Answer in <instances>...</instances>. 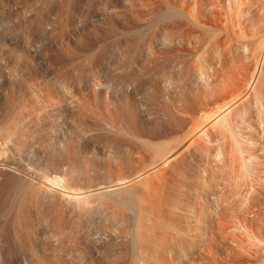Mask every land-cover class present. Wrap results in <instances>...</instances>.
Masks as SVG:
<instances>
[{
    "label": "rangeland",
    "instance_id": "1",
    "mask_svg": "<svg viewBox=\"0 0 264 264\" xmlns=\"http://www.w3.org/2000/svg\"><path fill=\"white\" fill-rule=\"evenodd\" d=\"M174 1L0 0V264H154L155 262H157L155 264H169V259L172 264H191V262L192 264L264 263V253L262 254L264 252V135L261 133L264 132V117H262L264 114V103L262 102L263 105L260 103L262 108L260 106L259 110V107L256 108L255 106L258 102H254L255 104L252 102L255 100V93L254 95L251 93V96H254H252V99L250 94L246 96V92L243 90L249 78V76L247 78V75H245L247 74L246 69H248L246 68V63H249L254 58L252 56L249 59L248 52L250 51H244L240 47L241 43L244 42L241 31L244 34H251L255 40H257L255 37L258 36L263 40L264 32L260 33L259 29L264 31V26H260L261 24L264 25V21L261 23V20L264 18V0H235V2L234 0H230L229 7L231 9L226 8L229 0H223L224 2L222 0ZM221 3L224 4V8H222ZM232 44L233 46H231ZM203 45L206 47H203ZM210 46L213 47L211 48ZM163 47L164 49H162ZM236 49L237 52L235 51ZM261 50L257 55L259 68L260 66L264 67V43ZM216 51L219 52L217 53ZM225 54L228 56V58L226 56L228 60H226ZM243 55L248 56V58L243 57ZM240 56H242V61L239 60ZM244 58L245 61L246 59L249 60L245 63ZM235 60L243 62L241 64H246V69L240 63L241 66L237 62L235 63ZM252 62L249 63L250 67L253 65ZM233 66L236 67L234 68ZM263 67L258 70V73L260 75L259 82L264 86ZM234 70L237 75L232 74ZM249 71L248 74L250 75L251 70ZM228 73L236 76L234 79L237 81L242 77L239 80L240 88L237 86L238 82H235L239 88L237 91L239 96L222 89L223 86L221 84L223 82L221 81H223ZM245 76L246 82H243L245 83L243 85L240 81H243ZM82 82L87 85H83ZM66 84L68 85L66 86ZM56 85L58 86L56 87ZM240 91L242 93L244 91L243 94L248 98L244 100L246 103H240L237 97V100H235V96L240 98L242 94ZM249 98H251V101ZM227 102L230 103L228 104ZM231 102L233 103L231 104ZM236 104L239 105L237 106ZM233 105H236L237 108ZM241 106H243L242 109L240 108ZM251 106H255L254 109ZM50 108L53 109L51 110ZM218 108L223 109L224 112H219ZM15 115L17 116L15 117ZM59 115L61 116L59 117ZM206 115L208 116L206 117ZM80 116L82 117L80 118ZM218 117L219 119L223 117V119H220L222 121L218 119L219 122L217 120ZM209 119H212V123ZM235 123H237V126ZM223 124L225 125L223 126ZM217 125H219L218 128L216 127ZM220 126H223L222 130ZM201 127L205 129L204 132H202L203 129ZM226 128L229 130H225ZM196 129L203 134L205 133V136L201 134H199L201 135L200 137L197 136ZM228 131L230 136L228 135ZM233 132L234 134H232ZM235 136L237 139H235ZM186 137L192 139L190 141L194 146L191 145V147L189 146L190 148L188 147L190 150L184 149L183 151L188 140ZM221 137L222 140L220 139ZM234 141L235 143H233ZM165 143L169 144V146ZM213 144H216V146ZM177 145L178 148L176 149ZM206 145L209 150L206 148ZM235 145L238 147H235ZM149 149H152L153 152ZM180 151H183V153ZM185 151L188 152L185 154ZM206 151L207 154H205ZM158 152L160 154L156 155ZM178 153L181 156H178ZM155 155L167 157L165 159L162 157L163 160H161V157L156 159ZM171 155L177 156L171 159ZM155 159L156 161L154 162ZM174 159L181 161V164L179 163L180 166L177 167V169L181 167L180 171L176 169L178 175H181H179L180 179H177V172L176 175L174 174L176 179L175 177L169 178L170 175L173 176L169 171L171 170L170 167L177 165V160ZM254 159H258V161ZM259 160L261 161L259 162ZM184 161L187 163L185 164ZM254 161L256 163H253ZM244 162L246 165H242L245 164ZM151 164H154L158 168L154 171L155 168ZM182 164H185L186 169L182 168ZM147 165H151L152 167H147ZM186 165H188V168ZM241 167H245L243 169L247 170V172ZM229 168H232V170L230 171ZM239 168H241L240 174ZM141 170L145 174L143 175L142 172V174H138L136 177L134 174L138 171L141 172ZM181 170H186L183 173L184 176H182ZM152 172L156 175V178L155 176L153 177L155 180L159 178H157L158 172L162 180L165 175L167 176L164 179L166 182L174 178V183H167L174 185L172 187L173 189L175 188V194L179 199L177 213H179L180 219H183V223H186L185 227H188L186 231L184 227V232L181 234H168L172 236L171 239L167 237V234L162 238V234L164 235L165 233L153 231L156 233L154 234L151 231L150 234L155 235L156 242L150 239L154 235L151 236L147 232L144 236L143 233H139L138 226L136 225L138 224L136 222L137 213L139 211L141 213L144 212V207L139 202V197L142 198L145 194L144 190V192H141L142 186L144 185L146 188L150 182L153 184L156 182L150 175ZM244 172L246 175H244ZM167 173L170 175L168 176ZM229 173H232V175ZM114 175L117 176L114 177ZM124 176L126 177L122 178ZM100 177L104 178V180ZM118 177L121 178L118 179ZM106 179L107 182H119L122 179L119 183L117 182L118 185L123 180L127 179V182H122L120 185L125 186H122L123 188L118 192H112V195L111 193L98 195V197L95 195L94 197H89L87 202L85 199L73 202V205L75 204L76 207L72 206L71 202L68 205L67 202L64 203L65 200L60 201V197H57V195H50L45 191L43 192V190H40V192L38 189V186L45 184L44 186L48 188L54 187L52 189L57 188L59 191L68 192L69 190L71 192L69 194L73 195L81 190H90V186L92 185L93 189L97 186L96 183L98 184L100 181L105 182ZM109 179L111 180L108 181ZM146 179L149 182L147 185L142 182L147 183ZM236 180L239 181L237 182ZM236 182L239 184L238 186L235 184ZM252 183L253 185H251ZM49 185L51 186L49 187ZM214 187L217 188L215 189ZM214 191L216 193L220 192L218 193L219 198L223 194L226 196L230 194L228 195L229 198L228 196L227 198L224 196V198L222 197V201L219 202L221 205L219 203L216 204L213 199L214 197L211 196L215 193ZM204 192H207L206 195L203 194ZM227 192L228 194H226ZM127 193L129 196H127ZM208 193L211 194L212 198L208 196ZM202 194L203 196H201ZM107 196L108 198H106ZM206 196L211 199H208L209 205L211 203L214 208H217L219 205V208H213L214 210L204 208L203 205H208L207 199L204 200ZM114 198L116 199L113 202L112 199ZM235 198L236 200H234ZM33 199L36 200V202L34 200V205H22V203L32 202ZM243 199L245 202H243ZM128 200L131 202H128ZM200 201H202V204ZM213 203H215V206ZM20 206L24 207L20 208ZM236 206L241 208L238 207V209ZM228 207L232 208L228 209ZM22 208L26 210H24V213H21L23 211ZM222 208L228 209L227 211L234 210L230 212L232 215L229 219H232V217L233 219L229 220L230 222L228 221V224L225 226L228 227L226 229H223L225 227L220 226V224V227L217 225L219 223L217 221L219 216L223 215L222 212H226ZM253 209L255 210L253 211ZM27 211L28 217H25ZM213 212L216 215H212ZM181 213L187 219H184L185 217ZM229 223L233 225L230 224L232 225L230 226ZM234 225H240V228ZM254 225L255 227L256 225L261 227L260 229L263 234L260 239L253 229L255 228ZM250 229H253L255 236L252 234L254 232H251ZM237 231H239V235ZM139 234L142 237V241ZM251 236L254 238H251ZM148 237L154 242L153 244H151L152 241L150 242L151 246L153 245L151 248L155 246L154 248L156 249L150 250L155 252L153 253L155 257L152 252H148L149 254L145 252L144 243L141 244L144 240H149ZM165 237L168 239L167 241ZM246 242L248 245H246ZM257 243H259V246L256 245ZM254 247L257 248L254 249Z\"/></svg>",
    "mask_w": 264,
    "mask_h": 264
},
{
    "label": "bare ground",
    "instance_id": "2",
    "mask_svg": "<svg viewBox=\"0 0 264 264\" xmlns=\"http://www.w3.org/2000/svg\"><path fill=\"white\" fill-rule=\"evenodd\" d=\"M178 1V0H177ZM180 1V0H179ZM178 1V2H179ZM225 1V0H224ZM223 0H222V2H224ZM227 1V0H226ZM232 1V0H231ZM138 2V1H137ZM174 2H176V0L174 1ZM230 2V0L228 1V3H227V7L226 8H230L229 7V3ZM234 2H235V0H234ZM233 2V3H234ZM158 3V2H157ZM162 3V2H161ZM191 3V2H190ZM209 3V2H208ZM218 3V2H217ZM150 4V3H149ZM173 4V3H172ZM180 4V3H179ZM193 4V3H192ZM201 4V3H200ZM212 4V3H211ZM222 4V8H224V4L223 3H221ZM238 4V3H237ZM216 5V4H215ZM219 5V4H218ZM234 5V4H233ZM165 6V5H164ZM178 6V5H177ZM243 6V5H242ZM247 6V5H246ZM166 7V6H165ZM243 7H245V6H243ZM255 7V6H254ZM208 8V7H207ZM225 8V9H226ZM237 8V7H236ZM147 9V8H146ZM231 9V8H230ZM250 9V8H249ZM263 9V8H262ZM191 10V9H190ZM198 10V9H197ZM224 10V9H223ZM251 10V9H250ZM260 10H261V8H260ZM200 11V10H199ZM226 11V10H225ZM264 11V10H263ZM263 11H262V13H263ZM170 12V11H169ZM189 12V11H188ZM205 12H206V10H205ZM222 12V11H221ZM247 12V11H246ZM172 13V12H171ZM185 13V12H184ZM192 13V12H191ZM225 13V12H224ZM248 13V12H247ZM100 14V13H99ZM102 14V13H101ZM146 14V13H145ZM169 14V13H168ZM228 14V13H227ZM187 15V14H186ZM229 15V14H228ZM240 15V14H239ZM243 15H245V14H243ZM262 15V14H261ZM264 15V14H263ZM59 16V15H58ZM83 16V15H82ZM188 16H190V14H188ZM235 16H236V13H235ZM247 16V15H246ZM84 17H85V15H84ZM100 17V16H99ZM150 17V16H149ZM166 17V16H165ZM178 17V16H177ZM237 17V16H236ZM236 17H233V18H236ZM64 18V17H63ZM65 18H67V17H65ZM167 18V17H166ZM179 18V17H178ZM228 18V17H227ZM255 18V17H254ZM256 18H258V17H256ZM34 19V18H33ZM80 19V18H79ZM106 19V18H105ZM161 19V18H160ZM176 19V18H175ZM187 19H190V18H187ZM193 19V18H192ZM199 19H201V18H199ZM238 19H240V18H238ZM54 20V19H53ZM59 20V19H58ZM92 20V19H91ZM159 20V19H158ZM165 20V19H164ZM174 20V19H173ZM252 20V19H251ZM52 21V20H51ZM60 21V20H59ZM58 21V22H59ZM66 21V20H65ZM71 21V20H70ZM80 21V20H79ZM191 21V20H190ZM195 21H197V19H195ZM234 21H236V20H234ZM260 21V20H259ZM264 21V18H263V20H261V23ZM55 22V21H54ZM61 22V21H60ZM153 22V21H152ZM151 22V23H152ZM166 22V21H165ZM226 22V21H225ZM188 23V22H187ZM194 23V22H193ZM212 23V22H211ZM144 24V23H143ZM236 24H237V22H236ZM149 25V24H148ZM224 25V24H223ZM226 25V24H225ZM145 26V25H144ZM164 26V25H163ZM260 26H264L263 24H261ZM146 27V26H145ZM153 27V26H152ZM178 27V26H177ZM201 27V26H200ZM206 27V26H205ZM245 27V26H244ZM253 27V26H252ZM161 28V27H160ZM164 28V27H163ZM202 28H204V27H202ZM235 28V27H234ZM240 28V27H239ZM73 29V28H72ZM140 29H141V27H140ZM139 29V30H140ZM200 29V28H199ZM205 29V28H204ZM230 29H231V27H230ZM236 29V28H235ZM241 29V28H240ZM264 29V28H263ZM48 30V29H47ZM164 30V29H163ZM174 30V29H173ZM226 30V29H225ZM250 30V29H249ZM260 31V33H263L264 31L262 30V29H259ZM262 30V31H261ZM72 31V30H71ZM165 31V30H164ZM198 31V30H197ZM203 31V30H202ZM253 31V30H252ZM140 32V31H139ZM158 32V31H157ZM179 32V31H178ZM214 32H216V31H214ZM233 32V31H232ZM239 32V31H238ZM159 33V32H158ZM176 33V32H175ZM229 33H230V31H229ZM161 34V33H160ZM171 34V33H170ZM216 34V33H215ZM228 34V33H227ZM241 34H242V39H244L243 41H241V42H243V43H241V42H239V43H241V48H243V50L244 51H247V50H249L250 52H251V56H250V52H248V56H249V59H251V57L253 56V60H251L250 62H252L253 63V65H252V63H251V65H252V67H250V65H249V63H246L249 59H246V61H245V58L247 57L248 58V56H244L243 55V57H245L243 60H244V62L247 64H241V63H243V62H241L242 60V56H240V59L239 60H241L240 62H237V61H239V60H237V58H235L236 60H235V63L237 62L238 64L240 63L241 65H243V68H245V65L247 66L246 68H248V69H246L247 70V74H245V75H247V78H248V76H249V78L247 79L248 81H247V83L245 84V83H243V82H246L245 80H246V76H245V79L243 80V81H240V82H242L243 83V85H244V87H241V88H244L243 90H245V92H246V96L248 95V94H250V96H251V93L254 95V93H255V97H254V101H252L253 103L254 102H258V104L256 103H254L255 104V106H256V108L257 107H259V110H260V106H261V108H262V102L264 103V100L263 101H261L262 99H264V86L262 85V84H260V82H259V80H260V75H259V69L260 68H262L263 66H260V68H259V62H258V59H257V55L260 53V51H262L261 49L263 48V41H264V37H263V40H262V38L260 37V36H258V37H260L261 38V40H260V38L258 39V37H255L257 40H255L254 39V37H252L251 36V34H247V33H243L242 31H241ZM196 35V34H195ZM221 35V34H220ZM219 35V36H220ZM250 35V36H249ZM257 35H261V34H257ZM264 35V34H263ZM263 35H261V36H263ZM154 36V35H153ZM177 36H179V35H177ZM212 36H213V34H212ZM215 36V35H214ZM231 36V35H230ZM232 36H233V34H232ZM67 37H68V35H67ZM225 37H227V36H225ZM237 37V36H236ZM78 38V37H77ZM164 38V37H163ZM193 38V37H192ZM195 38H197V37H195ZM204 38V37H203ZM9 39V38H8ZM177 39V38H176ZM191 39V38H190ZM216 39V38H215ZM225 39V38H224ZM228 39V38H227ZM66 40V39H65ZM68 40V39H67ZM72 40V39H71ZM149 40V39H148ZM161 40V39H160ZM195 40V39H194ZM236 40H239V39H236ZM16 41V40H15ZM177 41V40H176ZM180 41V40H179ZM189 41V40H188ZM204 41V40H203ZM148 42V41H147ZM151 42V41H150ZM153 42H155V41H153ZM157 42V41H156ZM155 42V43H156ZM165 42H167V41H165ZM197 42V41H196ZM233 42V41H232ZM234 42H235V39H234ZM27 43V42H26ZM69 43V42H68ZM163 43V42H162ZM189 43V42H188ZM223 43V42H222ZM221 43V44H222ZM24 44V43H23ZM67 44V43H66ZM161 44V43H160ZM164 44V43H163ZM190 44V43H189ZM195 44V43H194ZM229 44V43H228ZM227 44V45H228ZM234 44V43H233ZM233 44L231 45V46H233ZM166 45V44H165ZM169 45V44H168ZM178 45V44H177ZM202 45V44H201ZM211 45V44H210ZM223 45V44H222ZM221 45V46H222ZM155 46V45H154ZM180 46V45H179ZM215 46V45H214ZM229 46V45H228ZM196 47V46H195ZM203 47H206L205 45H203ZM211 47V46H210ZM213 47V46H212ZM211 47V48H212ZM64 48V47H63ZM190 48V47H189ZM218 48V47H217ZM228 49H229V47H227ZM226 48V49H227ZM232 48V47H231ZM145 49V48H144ZM162 49H164V47L162 48ZM214 49H215V47H214ZM222 49H223V47H222ZM228 49H227V52H228ZM32 50V49H31ZM202 50V49H201ZM216 50V49H215ZM240 50V49H239ZM20 51H21V49H20ZM152 51V50H151ZM225 51V50H224ZM230 51V50H229ZM236 52H237V49L235 50ZM139 52V51H138ZM163 52V51H162ZM200 52V51H199ZM214 52V51H213ZM217 52V51H216ZM215 52V53H216ZM219 52V51H218ZM217 52V53H218ZM236 52H235V54H236ZM243 52V51H242ZM40 53V52H39ZM146 53V52H145ZM177 53V52H176ZM179 53V52H178ZM183 53V52H182ZM209 53V52H208ZM239 53H241V52H239ZM245 53V52H244ZM144 54V53H143ZM186 54V53H185ZM201 54V53H200ZM214 54V53H213ZM221 54H223V53H221ZM234 54V53H233ZM245 54H247V53H245ZM38 55V54H37ZM145 55V54H144ZM176 55V54H175ZM219 55V54H218ZM230 55H231V53H230ZM241 55V54H240ZM25 56V55H24ZM205 56V55H204ZM208 56V55H207ZM225 56V58H226V54L224 55ZM237 56V55H236ZM21 57H23V56H21ZM146 57V56H145ZM214 57H216V55H214ZM213 57V58H214ZM231 57V56H230ZM234 57V56H233ZM239 57V56H238ZM157 58V57H156ZM155 58V59H156ZM201 58V57H200ZM212 58V59H213ZM227 58H228V56H227ZM226 58V60H228ZM139 59V58H138ZM206 59V58H205ZM204 59V60H205ZM208 59H210V58H208ZM219 59V58H218ZM232 59V58H231ZM157 60V59H156ZM203 60V59H202ZM217 60V59H216ZM230 61H232V60H230ZM159 62V61H158ZM213 62V61H212ZM262 62H263V60H262ZM171 63V62H170ZM229 63H231V62H229ZM31 64V63H30ZM54 64H56V63H54ZM190 64H192V63H190ZM211 64V63H210ZM226 64V63H225ZM239 64V65H240ZM24 65V64H23ZM48 65V64H47ZM237 65V64H236ZM240 65V66H241ZM248 65H249V67H250V69H249V67H248ZM183 66V65H182ZM231 66V65H230ZM229 66V67H230ZM25 67V66H24ZM51 67V66H50ZM181 67V66H180ZM212 67V66H211ZM234 67V66H233ZM236 67V66H235ZM234 67V68H235ZM36 68V67H35ZM56 68V67H55ZM215 68V67H214ZM221 68H222V66H221ZM237 68H239V67H237ZM18 69V68H17ZM25 69V68H24ZM50 69V68H49ZM51 69H53V68H51ZM219 69V68H218ZM218 69H216L217 71H218ZM244 69V70H245ZM26 70V69H25ZM47 70V69H46ZM60 70V69H59ZM223 70V69H222ZM227 70V69H226ZM231 70V69H230ZM243 70V69H242ZM245 70V71H246ZM249 70H251V74L249 75L248 74V71ZM262 70V69H261ZM263 70H264V67H263ZM51 71V70H50ZM62 71V70H61ZM67 71V70H66ZM175 71V70H174ZM180 71V70H179ZM211 71H213V70H211ZM229 71V70H228ZM197 72V71H196ZM199 72V71H198ZM219 72V71H218ZM250 72V71H249ZM49 73V72H48ZM54 73V72H53ZM66 73V72H65ZM64 73V74H65ZM225 73V72H224ZM227 73V72H226ZM231 73V72H230ZM230 73H228V75L226 76V77H224V79H223V81H221V82H223L222 84H221V86H223L222 87V89H223V91H227V92H229V93H233L234 95H236L237 94V91H238V89L240 88L239 87V80H241V78H239V80L237 81L236 79H234V77L236 78V76H234V75H237V74H235V70H234V73H232V74H234V75H231ZM237 73H239L238 71H237ZM246 73V72H245ZM67 74H68V72H67ZM196 74V73H195ZM216 74V73H215ZM50 75V74H49ZM173 75V74H172ZM214 75V74H213ZM242 75V74H241ZM60 76V75H59ZM65 76V75H64ZM187 76V75H186ZM243 76H244V73H243ZM29 77V76H28ZM53 77V76H52ZM216 77V76H215ZM214 77V78H215ZM238 77H239V74H238ZM238 77H237V79H238ZM262 77H263V75H262ZM68 78V77H67ZM66 78V79H67ZM181 78V77H180ZM226 78V79H225ZM264 78V77H263ZM54 79V78H53ZM60 79H62V78H60ZM72 79V78H71ZM174 79V78H173ZM198 79V78H197ZM217 79V78H216ZM58 80H59V77H58ZM64 80V79H63ZM62 80V81H63ZM196 80V79H195ZM80 81V80H79ZM24 82V81H23ZM48 82V81H47ZM61 82V81H60ZM67 83H68V81H66ZM237 83V86L239 87H237L236 86V83ZM25 83V82H24ZM71 83V82H70ZM85 83V82H84ZM89 83V82H88ZM130 83V82H129ZM200 83V82H199ZM213 83H214V80H213ZM262 83V82H261ZM44 84V83H43ZM62 84H64V83H62ZM82 84H83V82H82ZM86 84V83H85ZM85 84H83V85H85ZM60 85V84H59ZM68 84H66V86H67ZM80 85H81V83H80ZM87 85V84H86ZM100 85V84H99ZM58 85H56V87H57ZM61 86V85H60ZM98 86V85H97ZM189 86V85H188ZM221 86H220V89H221ZM241 86V85H240ZM84 87V86H83ZM91 87V86H90ZM98 87H100V86H98ZM123 87V86H122ZM139 87V86H138ZM206 87V86H205ZM79 88V87H78ZM93 88V87H92ZM101 88V87H100ZM126 88V87H125ZM140 88V87H139ZM33 89V88H32ZM83 89V88H82ZM85 89V88H84ZM97 89H99V88H97ZM41 90V89H40ZM93 90V89H92ZM96 90V89H95ZM103 90V89H102ZM127 90H128V88H127ZM20 91V90H19ZM82 91V90H81ZM89 91V90H88ZM98 91V90H97ZM129 91V90H128ZM177 91V90H176ZM31 92V91H30ZM104 92V91H103ZM241 92V91H240ZM239 92V93H240ZM219 93H220V91H219ZM242 93V92H241ZM243 93H244V91H243ZM242 93V94H243ZM78 94H79V92H78ZM97 94V93H96ZM100 94V93H99ZM98 94V95H99ZM221 94V93H220ZM240 95V98L238 97V96H235L234 98H235V100H237V98H238V101L240 102V103H242L243 104V102H244V100L247 98V97H245V95L243 94V95ZM67 95H69V94H67ZM193 95V94H192ZM233 95V96H234ZM81 96V95H80ZM84 96V95H83ZM190 96V95H189ZM232 96V95H231ZM249 96V97H250ZM251 96V97H252ZM89 97V96H88ZM87 97V98H88ZM96 97V96H95ZM202 97V96H201ZM230 97V96H229ZM237 97V98H236ZM253 97H252V99H253ZM29 98V97H28ZM46 98V97H45ZM69 98V97H68ZM76 98V97H75ZM85 98V97H84ZM132 98V97H131ZM233 98V97H232ZM62 99V98H61ZM60 99V100H61ZM80 99V98H79ZM178 99V98H177ZM182 99V98H181ZM185 99V98H184ZM248 99V98H247ZM251 98H249V100H250ZM259 99H261V100H259ZM52 100V99H51ZM75 100V99H74ZM88 100V99H87ZM90 100V99H89ZM190 100V99H189ZM207 100V99H206ZM219 100V99H218ZM232 100V99H231ZM71 101V100H70ZM82 101V100H81ZM155 101V100H154ZM179 101V100H178ZM177 101V102H178ZM217 101V100H216ZM229 101V100H228ZM248 101V100H247ZM251 101V100H250ZM261 101V102H260ZM54 102V101H53ZM90 102V101H89ZM192 102V101H191ZM194 102V101H193ZM223 102V101H222ZM235 102V101H234ZM237 102V101H236ZM238 102V103H239ZM43 103V102H42ZM80 103V102H79ZM88 103V102H87ZM226 103V102H225ZM228 103V102H227ZM230 103V102H229ZM228 103V104H229ZM233 102H231V104H232ZM244 103H246V102H244ZM260 103L262 104V105H260ZM71 104V103H70ZM222 104V103H221ZM223 104H224V102H223ZM222 104V105H223ZM231 104H230V106H231ZM57 105V104H56ZM72 105V104H71ZM226 105V104H225ZM237 105V104H236ZM236 105L234 106L235 108H237L236 107ZM239 105V104H238ZM237 105V106H238ZM54 106V105H53ZM58 106V105H57ZM200 106V105H199ZM229 106V105H228ZM228 106H226V107H228ZM254 106V107H255ZM33 107V106H32ZM47 107H49V106H47ZM51 107V106H50ZM75 107V106H74ZM96 107V106H95ZM189 107V106H188ZM202 107V106H201ZM220 108H221V106H219ZM248 107H250V106H248ZM251 107H253V106H251ZM254 107H253V109H254ZM22 108V107H21ZM40 108V107H39ZM182 108V107H181ZM186 108V107H185ZM200 108V107H199ZM216 108V107H215ZM225 108V107H224ZM232 108V107H231ZM230 108V109H231ZM241 109L243 108V106H241L240 107ZM240 108H239V110H240ZM245 108V107H244ZM51 109V108H50ZM49 109V110H50ZM53 109V108H52ZM51 109V110H52ZM219 109V108H218ZM247 109V108H246ZM264 109V108H263ZM262 109V110H263ZM12 110V109H11ZM181 110V109H180ZM193 110V109H192ZM216 110V109H215ZM256 110V109H255ZM35 111V110H34ZM223 111V109L221 110V109H219V112H222ZM228 111V110H227ZM231 111L233 112V110L231 109ZM241 111V110H240ZM251 111V110H250ZM258 111V110H257ZM7 112V111H6ZM20 112V111H19ZM47 112V111H46ZM70 112H72V111H70ZM193 112V111H192ZM214 112V111H213ZM219 112H216V113H219ZM224 112V111H223ZM237 112V111H236ZM235 112V114H237ZM242 112V111H241ZM16 113V112H15ZM80 113V112H79ZM254 113V112H253ZM258 113V112H257ZM257 113H256V115H257ZM261 113H263V112H261ZM1 114V113H0ZM72 114V113H71ZM76 114V113H75ZM200 114V113H199ZM214 114V113H213ZM224 114V113H223ZM233 114V113H232ZM74 115V114H73ZM82 115V114H81ZM100 115H101V113H100ZM204 115V114H203ZM208 115H209V113H208ZM208 115H206V117L208 116ZM225 116H226V114H224ZM224 115H223V117H224ZM2 116V115H1ZM17 115H15V117H16ZM20 116V115H19ZM31 116V115H30ZM61 115H59V117H60ZM85 116V115H84ZM210 116H211V114H210ZM222 116V115H221ZM227 116H228V114H227ZM233 116H234V114H233ZM244 116H246V115H244ZM243 116V117H244ZM253 116V115H252ZM259 116V115H258ZM3 117V116H2ZM71 117V116H70ZM78 117V116H77ZM77 117H76V120H77ZM82 116H80V118H81ZM113 117V116H112ZM205 117V116H204ZM205 117V118H206ZM223 117H221L220 119H223ZM240 117V116H239ZM257 117V116H256ZM262 117H264V114L262 115ZM21 118V117H20ZM40 118V117H39ZM65 118V117H64ZM187 118V117H186ZM203 118V117H202ZM209 118V117H208ZM212 118V117H211ZM214 118V117H213ZM212 118V119H213ZM225 118V117H224ZM231 118H232V116H231ZM238 118V117H237ZM10 119V118H9ZM17 119V118H16ZM25 119V118H24ZM67 119V118H66ZM83 119V118H82ZM211 119V120H212ZM215 119V118H214ZM219 119V117L217 118V120ZM219 119V120H220ZM226 119H227V117H226ZM225 119V120H226ZM241 119V118H240ZM247 119V118H246ZM3 120V119H2ZM28 120V119H27ZM37 120V119H36ZM128 120V119H127ZM203 120V119H202ZM210 120V119H209ZM209 120H207V121H209ZM211 120H210V122H211ZM218 120V121H219ZM248 120V119H247ZM249 120H251V119H249ZM256 120V119H255ZM68 121H69V119H68ZM115 121V120H114ZM220 121H222V120H220ZM219 121V122H220ZM232 121V120H231ZM237 121H238V119H237ZM240 121V120H239ZM242 121H244V120H242ZM253 121V120H252ZM258 121V120H257ZM24 122H26V121H24ZM27 122H29V121H27ZM38 122V121H37ZM67 122V121H66ZM203 122H205V124H207L206 123V121L205 120H203ZM214 122V121H213ZM234 122V121H233ZM20 123H22V122H20ZM19 123V125H21ZM48 123V122H47ZM70 123H71V120H70ZM94 123V122H93ZM103 123V122H102ZM197 123V122H196ZM212 123V122H211ZM227 123V122H226ZM243 123V122H242ZM252 123V122H251ZM8 124V123H7ZM17 124V123H16ZM72 124H73V122H72ZM96 124V123H95ZM104 124V123H103ZM195 124V123H194ZM237 123H235V125H236ZM248 124V123H247ZM250 124V123H249ZM260 124V123H259ZM18 125V126H19ZM74 125V124H73ZM79 125V124H78ZM108 125V124H107ZM196 125V124H195ZM220 125H222L221 123H220ZM225 124H223V126H224ZM256 125H258L257 123H256ZM7 126V125H6ZM5 126V127H6ZM18 126H17V128H18ZM25 126V125H24ZM30 126V125H29ZM76 126V125H75ZM101 126V125H100ZM192 126V125H191ZM201 126H202V122H201ZM218 126L219 125H217L216 127L218 128ZM223 126L220 128L221 130H222V128H223ZM233 126H234V124H233ZM237 126V125H236ZM247 126H249V125H247ZM20 127H22V126H20ZM109 127V126H108ZM193 127H194V125H193ZM208 127V126H207ZM210 127H212V126H210ZM214 127V126H213ZM228 127V126H227ZM250 127V126H249ZM261 127V126H260ZM52 128V127H51ZM78 128V127H77ZM111 128V127H110ZM199 128H200V125H199ZM199 128H197L198 130H199ZM225 128V127H224ZM235 128H238V127H235ZM247 128V127H246ZM252 128V127H251ZM250 128V129H251ZM3 129V128H2ZM14 129V128H13ZM37 129V128H36ZM39 129V128H38ZM72 129V128H71ZM115 129V128H114ZM196 129V130H197ZM201 129H203L202 127H201ZM210 129H212V128H210ZM214 129V128H213ZM228 128H226L225 130H227ZM249 129V130H250ZM259 129V128H258ZM7 130V129H6ZM5 130V131H6ZM18 130V129H17ZM25 130V129H24ZM101 130V129H100ZM116 130V129H115ZM195 130V131H196ZM196 131L197 132V136H203L204 134L202 133V132H204L205 131V129H203V131L201 132V131ZM207 130H209V129H207ZM217 130V129H216ZM215 130V131H216ZM220 130V131H221ZM224 130V129H223ZM224 130V131H225ZM229 130V129H228ZM14 131V130H13ZM191 131H193V130H191ZM235 131H237V130H235ZM247 131V130H246ZM251 131V130H250ZM33 132V131H32ZM51 132V131H50ZM99 132V131H98ZM106 132L108 133V131L106 130ZM188 132H190V131H188ZM194 132V131H193ZM230 132H232V131H230ZM239 132V131H238ZM256 132V131H255ZM261 132V131H260ZM4 133V132H3ZM214 133V132H213ZM220 133V132H219ZM222 133V132H221ZM262 133V135H264L263 133L264 132H261ZM6 134V133H5ZM14 134V133H13ZM31 134V133H30ZM190 134V133H189ZM192 134V133H191ZM196 134V133H195ZM199 134H201V135H199ZM225 134V133H224ZM232 134H234V132L232 133ZM241 134V133H240ZM28 135H29V133H28ZM110 135V134H109ZM193 135V134H192ZM216 135V134H215ZM228 135H229V131H228ZM227 135V136H228ZM236 135V134H235ZM106 136V135H105ZM188 136V135H187ZM205 136V135H204ZM221 136H222V134H221ZM230 136V135H229ZM10 137H11V133H10ZM19 137H22V136H19ZM159 137V136H158ZM189 137H190V135H189ZM196 137V136H195ZM210 137V136H209ZM213 137H215V136H213ZM236 137V136H235ZM237 137H238V135H237ZM237 137L235 138V139H237ZM243 137V136H242ZM166 138V137H165ZM174 138V137H173ZM187 138V137H186ZM194 138V137H193ZM197 138V137H196ZM228 138H230V137H228ZM227 138V139H228ZM240 138V137H239ZM254 138V137H253ZM259 138V137H258ZM258 138H256V139H258ZM26 139V138H25ZM60 139V138H59ZM138 139V138H137ZM157 139V138H156ZM160 139V138H159ZM185 139V138H184ZM188 139V140H187ZM187 139H185V140H187V142H186V145H185V147L183 148V151H184V149L186 150H188L190 147H191V141L190 140H192V139H189V138H187ZM206 139V138H205ZM204 139V140H205ZM212 139V138H211ZM221 140H222V137L220 138ZM226 139V140H227ZM243 139H244V137H243ZM6 140V139H5ZM15 140V139H14ZM21 140V139H20ZM184 140V141H185ZM197 140V139H196ZM199 140V139H198ZM245 140V139H244ZM230 141V140H229ZM238 141H240V140H238ZM242 141V140H241ZM5 142V141H4ZM24 142V141H23ZM33 142V141H32ZM139 142V141H138ZM153 142V141H152ZM182 142H183V140H182ZM182 142H181V144H182ZM193 142H195V141H193ZM192 142V143H193ZM199 142H200V140H199ZM198 142V143H199ZM206 142V141H205ZM231 142V141H230ZM247 142H249V141H247ZM3 143V142H2ZM7 143V142H6ZM5 143V144H6ZM113 143V142H112ZM157 143V142H156ZM158 143H159V140H158ZM170 143H172V142H170ZM174 143V142H173ZM227 143V142H226ZM233 143H235V141L233 142ZM242 143V142H241ZM251 143V142H250ZM253 143H255V142H253ZM252 143V144H253ZM160 144V143H159ZM166 144V143H165ZM194 144V143H193ZM207 144V143H206ZM228 144V143H227ZM247 144H249V143H247ZM256 144H258V143H256ZM255 144V145H256ZM260 144V143H259ZM8 145H9V142H8ZM37 145V144H36ZM61 145V144H60ZM166 145H168L169 146V144H166ZM171 145V144H170ZM179 145V144H178ZM178 145H177V147H175L176 149L178 148ZM198 145V144H197ZM205 145V144H204ZM209 145V144H208ZM213 145H215L216 146V144H213ZM221 145H222V142H221ZM226 145V144H225ZM238 145V144H237ZM237 145H235V147H238ZM240 146H241V144H239ZM254 145V144H253ZM253 145H252V147H253ZM262 145V144H261ZM13 146V145H12ZM11 146V147H12ZM146 146V145H145ZM148 146H150V145H148ZM156 146V145H155ZM190 146V147H189ZM192 146H194V145H192ZM223 146V145H222ZM232 146V145H231ZM14 147V146H13ZM35 147V146H34ZM42 147V146H41ZM183 147V146H182ZM189 147V148H188ZM205 147V146H204ZM229 147V146H228ZM234 147V148H235ZM248 147V146H247ZM251 147V146H250ZM21 148V147H20ZM152 148V147H151ZM166 148H167V146H166ZM174 148V149H175ZM197 148H198V146H197ZM196 148V149H197ZM201 148V147H200ZM206 148H208L207 147V145H206ZM232 148V147H231ZM32 149V148H31ZM154 149H155V147H154ZM159 149V148H158ZM157 149V150H158ZM168 149H169V147H168ZM173 149V150H174ZM175 149V150H176ZM212 149H213V147H212ZM217 149V148H216ZM260 149V148H259ZM146 150V149H145ZM149 150H152V149H149ZM167 150V149H166ZM174 150V151H175ZM190 150V149H189ZM195 150V149H194ZM208 150H209V148H208ZM238 150V149H237ZM251 150H253V149H251ZM170 151V150H169ZM171 151H172V149H171ZM173 151V152H174ZM183 151L181 152V153H183ZM204 151V150H203ZM202 151V152H203ZM210 151H211V149H210ZM223 151V150H222ZM230 151H233V150H230ZM262 151V150H261ZM152 152H153V150H152ZM160 152V151H159ZM156 153V155L158 154H160V153ZM165 152H167V151H165ZM188 152V151H187ZM186 151H185V154L187 153ZM191 152V151H190ZM228 152V151H227ZM237 152V151H236ZM241 152H243V151H241ZM151 153V152H150ZM172 153V152H171ZM170 153V154H171ZM199 153H201L200 151H199ZM161 154H162V151H161ZM168 155H169V153H167ZM174 154V153H173ZM172 154V155H173ZM179 155L178 156H181L180 155V153H178ZM196 154V153H195ZM204 154V153H203ZM205 154H207V151H206V153ZM210 154V153H209ZM228 154V153H227ZM226 154V155H227ZM238 154V153H237ZM253 154V153H252ZM259 154V153H258ZM155 155V156H156ZM163 155V154H162ZM162 155H160V156H156L155 158L156 159H158L159 157H164V159H165V157H167V156H162ZM171 155V156H172ZM189 156H190V154H188ZM200 155V154H199ZM242 155V154H241ZM259 155H262V154H259ZM148 156V155H147ZM176 156L177 155H175V157L174 156H172V158L171 159H173V158H176ZM189 156H188V158H189ZM192 156V155H191ZM195 156V155H194ZM212 156H214V155H212ZM216 156H217V154H216ZM247 156V155H246ZM1 157V156H0ZM199 157V156H198ZM201 157H202V155H201ZM160 158V159H161ZM219 158H220V156H219ZM240 158H241V156H240ZM244 158V157H243ZM253 158V157H252ZM261 158V157H260ZM149 159H150V156H149ZM154 159V158H153ZM156 159L154 160V162L156 161ZM168 159V158H167ZM179 159H181V158H179ZM182 159H184L183 157H182ZM181 159V160H182ZM192 159H194V158H192ZM216 159H217V157H216ZM222 159V158H221ZM227 159V158H226ZM225 159V160H226ZM229 159V158H228ZM242 159V158H241ZM10 160V159H9ZM146 160V159H145ZM161 160H163V158L161 159ZM174 160H177V159H174ZM195 160H197L196 158H195ZM194 160V161H195ZM202 160V159H201ZM245 160V159H244ZM254 160H257L258 161V159H254ZM5 161H7V160H5ZM12 161V160H11ZM15 161H18V160H15ZM14 161V162H15ZM158 161V160H157ZM169 161H173V160H169ZM179 161V162H178ZM191 161V160H190ZM206 161V160H205ZM204 161V162H205ZM208 161V160H207ZM215 161V160H214ZM237 161V160H236ZM246 161V160H245ZM253 161V160H252ZM261 160H259V162H260ZM263 161V160H262ZM13 162V163H14ZM19 162V161H18ZM61 162V161H60ZM153 162V163H154ZM160 162V161H159ZM175 162V161H174ZM181 161L180 160H177V165H175V166H172V167H170L171 168V170H169L170 172H171V174H173V176H171L170 174H168V173H170L169 171H168V176H169V178L170 177H175L174 176V174L176 175V172H177V175L176 176H178L177 177V179L181 176L180 174V176L178 175V171H176V169H177V167L178 166H180L179 165V163H180ZM192 162V161H191ZM200 162V161H199ZM210 162V161H209ZM228 162V161H227ZM6 163V162H5ZM127 163V162H126ZM150 163H151V161H150ZM157 163V162H156ZM155 163V164H156ZM166 163V162H165ZM172 163V162H171ZM183 163V162H182ZM184 163H185V161H184ZM187 163V162H186ZM185 163V164H186ZM196 163V162H195ZM238 163V162H237ZM236 163V164H237ZM245 163V162H244ZM253 163H256L255 161L253 162ZM159 164V163H158ZM181 164V163H180ZM185 164H182L181 166H182V168L183 169H186L185 168ZM189 164V163H188ZM197 164V163H196ZM218 164V163H217ZM222 164H223V162H222ZM235 164V166H237ZM6 165V164H5ZM14 165V164H13ZM152 166H154V171L158 168L157 166L155 167V165L154 164H151ZM151 165H147V167L148 166H151ZM173 165V164H172ZM191 165V164H190ZM219 165V164H218ZM232 165V164H231ZM239 165V164H238ZM242 165H246V163L245 164H242ZM4 166V165H3ZM151 166V167H152ZM168 166V165H167ZM187 166V168H188V165H186ZM212 166H213V164H212ZM248 166V165H247ZM250 166V165H249ZM254 166V165H253ZM258 166V165H257ZM260 166V165H259ZM122 167V166H121ZM147 167H146V169H147ZM161 167V166H160ZM201 167V166H200ZM204 167V166H203ZM210 167V166H209ZM214 167V166H213ZM221 167V166H220ZM219 167V168H220ZM120 168V167H119ZM123 168V167H122ZM130 168V167H129ZM150 168V167H149ZM181 168V167H180ZM180 168H178L177 170H179L180 171ZM211 168V167H210ZM233 168V167H232ZM232 168L230 169V171L232 170ZM242 168V167H241ZM241 168H239V174L241 173V171H240V169ZM243 168H245V167H243ZM242 168V169H243ZM247 168V167H246ZM1 169V168H0ZM145 169V168H144ZM151 169V168H150ZM209 169V168H208ZM213 169V168H212ZM212 169H210V170H212ZM236 169V168H235ZM258 169V168H257ZM119 170V169H118ZM149 170V169H148ZM191 170V169H190ZM221 170V169H220ZM244 171H246L247 172V170H245V169H243ZM62 171V170H61ZM145 171H147V170H145ZM153 171V170H152ZM164 171V170H163ZM182 171V170H181ZM185 172H186V170H184ZM184 171H182L181 172V174H182V176H184L183 175V173H184ZM191 171H193V170H191ZM228 172H229V170H227ZM250 171V170H249ZM142 172H143V170H141V172H137V173H135L134 175H136V177L138 176V174H142ZM149 172V171H148ZM188 172V171H187ZM218 172V171H217ZM264 172V171H263ZM156 173V172H155ZM202 173V172H201ZM245 173V172H244ZM262 173V172H261ZM60 174V173H59ZM145 173L143 172V175H144ZM150 174V173H149ZM153 174V175H152ZM157 174V173H156ZM187 174V173H186ZM196 174V173H195ZM215 174H216V172H215ZM226 174V173H225ZM224 174V175H225ZM228 174V173H227ZM229 174H231L232 175V173H229ZM238 174V173H237ZM238 174V175H239ZM263 174V173H262ZM134 175H132L133 176V178H135V176ZM147 175H148V173H147ZM151 176H152V179H154L153 177L155 176V178H156V175H154V173L152 172L151 174H150ZM158 175H159V172H158ZM157 175V178H158V180H155L154 179V181H156L154 184L153 183H149L148 181H147V179H146V182L147 183H144V181H142L143 182V184H145V185H147L148 183L150 184V186H146V188H145V186L143 185H141L142 187H143V189H141V192H144L145 194L142 196V198H140L139 197V202L142 204V206L144 207V212H138L136 215V217H137V219H136V222L138 223V224H136L138 227H137V229H138V231H139V233H143V235L145 236L146 234H147V232L150 234L151 233V231L153 232V231H155V232H159V233H165L164 235L162 234V238H164V236H166V234H167V237H170L169 239H171L172 238V236H169L170 234L172 235H174V233H176V234H181L182 232H184L183 231V229H184V227L186 226L185 224V222L183 223V219H180V217H179V213H177L178 212V205H179V199L177 198V195L175 194L176 192H175V188L173 189V187H174V185H171L172 183H174L173 182V179L174 178H171L172 180L171 181H169V182H171V186L164 180L165 179V177L167 178V176L165 175V177L163 178V180H162V178L160 177V175L158 176ZM244 175H246V173L244 174ZM117 176V175H116ZM115 175H114V177H116ZM146 176V175H145ZM163 176V175H162ZM188 176H189V174H188ZM194 176V175H193ZM210 176V175H209ZM211 176H212V173H211ZM234 176V175H233ZM236 176V175H235ZM254 176V175H253ZM62 177V176H61ZM108 177V176H107ZM106 177V178H107ZM126 176H124V177H122V178H125ZM140 177V176H139ZM148 177V176H147ZM190 177V176H189ZM215 177V176H214ZM226 177H227V175H226ZM237 177V176H236ZM241 177H243V176H241ZM252 177V176H251ZM255 177V176H254ZM92 178V177H91ZM101 178V177H100ZM119 178H121V177H118V179ZM131 179H133L132 177H130ZM142 178V177H141ZM145 178V177H144ZM161 178V179H160ZM183 178V177H182ZM202 178V177H201ZM212 178V177H211ZM211 178H210V180H211ZM224 178V177H223ZM230 178V177H229ZM256 178V177H255ZM47 179V178H46ZM102 180H104V178H101ZM113 180H114V178H112ZM117 178H116V180H118ZM128 179V178H127ZM126 179V180H127ZM130 179V180H131ZM136 179V178H135ZM134 179V180H135ZM149 179H151V178H149ZM175 179H176V177H175ZM180 179V178H179ZM189 179V178H188ZM194 179V181H195V177L193 178ZM198 179V178H197ZM196 179V180H197ZM200 179V178H199ZM219 180H221L220 178H218ZM227 180H228V178H226ZM235 179V178H234ZM247 179H248V177H247ZM99 180V179H98ZM98 180H97V182H98ZM111 179H109L108 181H110ZM122 180V179H121ZM120 180V181H121ZM122 181V182H127V181ZM137 180V179H136ZM168 180V179H167ZM170 180V179H169ZM203 180V179H202ZM209 180V179H208ZM214 180H215V178H214ZM219 180H217V181H219ZM224 180V179H223ZM227 180H226V182H227ZM242 180H244V179H242ZM39 181H41V180H39ZM119 181V182H120ZM139 181V180H138ZM149 181H151V180H149ZM153 181V180H152ZM153 181V182H154ZM225 181V180H224ZM230 181H231V179H230ZM235 181V180H234ZM237 182L239 181V180H236ZM241 181V180H240ZM247 181V180H246ZM249 181V180H248ZM255 181V180H254ZM43 182H45V181H43ZM107 179H106V181L105 182H102V181H100V183H96V187H94L93 189H92V186H90L91 187V189L90 190H87V189H85L84 191L83 190H81V188H79V190H81V191H79L77 194H69V193H71V192H69V190H68V192H66V191H63V190H61V191H59L57 188L56 189H52V188H54V187H52V188H48V187H46V186H38V189H39V191L41 190H43V192L45 191V192H47L48 194H53V195H57V197L59 196L60 197V201L61 200H65V202L64 203H66L67 202V204L69 205V202H71V204H72V206H75V204L73 205V202H78V201H83L84 199H85V201L87 202V200H88V198L90 197L91 198V196L92 197H94L95 195H96V197H98V195H102V194H107V193H111V195H112V192H118L119 190H121L123 187L122 186H125V185H118V181H113V182H107ZM118 182V183H117ZM131 182V181H130ZM129 182V183H130ZM183 182H184V179H183ZM182 182V183H183ZM199 182V181H198ZM220 182V181H219ZM235 183L237 186L239 185L238 183ZM259 182V181H258ZM48 183V182H47ZM46 183V184H47ZM62 183V182H61ZM91 183V182H90ZM128 183V184H129ZM181 183V184H182ZM196 183V182H195ZM210 183H212V182H210ZM214 183V182H213ZM229 183V182H228ZM231 183V182H230ZM245 183V182H244ZM254 183V182H253ZM253 183L251 184V185H253ZM133 184H134V181H133ZM176 184V183H175ZM187 184V183H186ZM227 184V183H226ZM234 184V183H233ZM249 184V183H248ZM135 185V184H134ZM179 185V184H178ZM177 185V186H178ZM204 185V184H203ZM207 185V184H206ZM216 185V184H215ZM236 185H234V186H236ZM263 185V184H262ZM51 185H49V187H50ZM131 186H132V184H131ZM137 186H139L138 184H137ZM140 186V187H141ZM173 186V187H172ZM184 186V185H183ZM190 186V185H189ZM198 186V185H197ZM208 186V185H207ZM214 186V185H213ZM246 186V185H245ZM255 186V185H254ZM89 187V188H90ZM206 187V186H205ZM220 187H221V185H220ZM229 187V186H228ZM240 187V186H239ZM243 187V186H242ZM250 187V186H249ZM260 187V186H259ZM263 187V186H262ZM88 188V187H87ZM180 188V187H179ZM215 188V187H214ZM213 188V189H214ZM217 188V187H216ZM215 188V189H216ZM236 188V187H235ZM255 188V187H254ZM83 189V188H82ZM186 189V188H185ZM240 189H242L241 187H240ZM250 189V188H249ZM248 189V190H249ZM259 189V188H258ZM76 190H78V189H76ZM144 190V191H143ZM221 190H223V189H221ZM225 190V189H224ZM227 190V189H226ZM229 190V189H228ZM231 190V189H230ZM239 190V189H238ZM238 190H235V191H238ZM244 190V189H243ZM257 190V189H256ZM40 191V192H41ZM182 191V190H181ZM185 191V190H184ZM187 191V190H186ZM193 191H195V190H193ZM197 191V190H196ZM195 191V192H196ZM204 191V190H203ZM213 191V190H212ZM240 191V190H239ZM73 192V191H72ZM215 192V191H214ZM247 192V191H246ZM252 192V191H251ZM261 192V191H260ZM126 193V192H125ZM185 193V192H184ZM183 193V194H184ZM206 193L207 192H204L203 194H205L206 195ZM210 193V192H209ZM208 193V194H209ZM218 193H220V192H218ZM218 193H214V194H209L208 196L210 197V198H212V197H214L213 199H214V202L216 203V204H218L220 201H222V197L224 198V196L227 198V196L228 195H230V194H228V192L226 193V194H228L227 196L225 195V194H223V196L221 197V198H219L218 197ZM222 193V192H221ZM233 193H234V191H233ZM242 193V192H241ZM255 193V192H254ZM253 193V194H254ZM47 194V195H48ZM128 194V193H127ZM143 194V193H142ZM181 194V193H180ZM179 194V195H180ZM182 194V195H183ZM203 194L201 195V196H203ZM215 194H216V196H215ZM232 194V193H231ZM259 194V193H258ZM29 195H31V194H29ZM52 195V196H53ZM114 195H117V194H114ZM141 195V194H140ZM139 195V196H140ZM204 195V196H205ZM212 197H211V196ZM249 195H251L250 193H249ZM32 196V195H31ZM118 196V195H117ZM121 196H122V194H121ZM120 196V197H121ZM123 196H124V193H123ZM127 196H129V194L127 195ZM131 197V196H130ZM241 197V196H240ZM106 198H108V196L106 197ZM112 198H113V196H112ZM123 198H125V197H123ZM180 198V197H179ZM203 198V197H202ZM201 198V199H202ZM210 198H207V196H206V198L204 199V200H206V201H208V205H203V207L204 208H210V209H213L214 207L211 205V203H210V205H209V200L208 199H210ZM228 198H229V196H228ZM237 198V197H236ZM236 198L234 199V200H236ZM250 198H251V196H250ZM256 198V197H255ZM59 199V198H58ZM93 199V198H92ZM97 199V198H96ZM103 199H104V197H103ZM109 199H111V197H109ZM116 198H114V199H112V201L113 200H115ZM130 199V198H129ZM200 199V200H201ZM221 199V200H220ZM238 199H239V197H238ZM242 199V198H241ZM34 200L35 199H33V201L32 202H30V203H28V202H26V203H22V205L24 204L25 206H29V204H30V206L31 205H34ZM98 200V199H97ZM105 200V199H104ZM131 200H133L132 198H131ZM136 200H138V199H136ZM184 200V199H183ZM211 200V199H210ZM233 200V199H232ZM244 200V199H243ZM260 200V199H259ZM59 201V200H58ZM57 201V202H58ZM109 201V200H108ZM198 201V200H197ZM196 201V202H197ZM205 201V202H206ZM231 201V200H230ZM24 202V201H23ZM35 202H36V200H35ZM114 202V201H113ZM116 202V201H115ZM128 202H131V201H129L128 200ZM133 202V201H132ZM201 202V204H202V201H200ZM242 202V201H241ZM243 202H245V200L243 201ZM256 202V201H255ZM32 203V204H31ZM207 203V202H206ZM215 203H213L214 204V206H215ZM222 203V202H221ZM236 203V202H235ZM247 203V202H246ZM27 204V205H26ZM37 204V203H36ZM70 204V205H71ZM114 204V203H113ZM123 204V203H122ZM137 204V203H136ZM220 204V203H219ZM226 204V203H225ZM229 204V203H228ZM227 204V205H228ZM238 204V203H237ZM243 204V203H242ZM21 205V204H20ZM78 205H80L79 203H78ZM81 205H82V203H81ZM128 205V204H127ZM140 205V204H139ZM221 205V204H220ZM222 205H224V204H222ZM226 205V206H227ZM232 205V204H231ZM234 205V204H233ZM241 205V204H240ZM250 205V204H249ZM253 205V204H252ZM117 206V205H116ZM134 206V205H133ZM132 206V207H133ZM217 206V205H216ZM243 206V205H242ZM245 206H246V204H245ZM255 206H256V204H255ZM264 206V205H263ZM21 207H24V206H20V208ZM37 207V206H36ZM76 207V206H75ZM135 207V206H134ZM198 207V206H197ZM223 207V206H222ZM225 207V206H224ZM237 207V206H236ZM239 207V206H238ZM237 207V208H238ZM251 207V206H250ZM33 208V207H32ZM180 208V207H179ZM203 208V209H204ZM216 208V207H215ZM214 208V209H215ZM219 208V205L217 206V208L216 209H218ZM220 208H221V206H220ZM231 209L232 207H228V209ZM239 208H241V207H239ZM238 208V209H239ZM249 208V207H248ZM260 208V207H259ZM23 209V208H22ZM40 209V208H39ZM205 209V210H206ZM213 209V210H214ZM223 209V208H222ZM225 209V208H224ZM223 209V211H226V212H222V216H219V218H220V220H218L217 218V221L219 222V223H217V225L219 226V224H220V226H226L227 224H228V221L230 220H232L233 219V217H232V219H229V217L232 215V213H230L231 211H227L228 209H225L224 210ZM251 209V208H250ZM25 208L23 209V211L21 212L20 210H18V211H20L21 213H24L25 211ZM122 210V209H121ZM120 210V211H121ZM189 210V209H188ZM201 210V209H200ZM212 210V211H213ZM255 209H253V211H254ZM260 210H261V208H260ZM191 211V210H190ZM211 211V210H210ZM220 211H222V210H220ZM234 211V210H233ZM232 211V212H233ZM252 211V210H251ZM19 212V213H20ZM129 212H130V210H129ZM192 212V211H191ZM202 212L204 213V211L202 210ZM216 212V211H215ZM217 212H218V210H217ZM229 212V213H228ZM27 213V215H25V214H22V215H25V217L27 216L28 217V211L26 212ZM210 213H212V212H210ZM210 213H208V214H210ZM246 213V212H245ZM248 213H249V211H248ZM37 214V213H36ZM183 213H181V215H182ZM188 214V213H187ZM202 214V213H201ZM236 215H237V213H235ZM250 215H251V213H249ZM191 215V214H190ZM212 215H216V214H214V212H213V214ZM221 215V214H220ZM135 216V215H134ZM183 216V215H182ZM182 216H181V218H182ZM201 216V215H200ZM209 216H211V214L209 215ZM234 216V215H233ZM254 216H255V214H254ZM264 216V215H263ZM183 217H185V215L183 216ZM212 217V216H211ZM217 217V216H216ZM252 217V216H251ZM190 218H192V217H190ZM194 218V217H193ZM231 218V217H230ZM259 218H260V216H259ZM263 218V217H262ZM184 219H187V217H185ZM197 219V218H196ZM240 219V218H239ZM243 219V218H242ZM245 219V218H244ZM203 220V219H202ZM205 220V219H204ZM229 221V222H230ZM233 223V222H232ZM232 223H229V225L230 224H232ZM236 223V222H235ZM214 224V223H213ZM212 224V225H213ZM237 224V223H236ZM188 225V224H187ZM233 225V224H232ZM232 225H230V226H232ZM261 225V224H260ZM135 226V225H134ZM189 226V225H188ZM219 226V227H220ZM234 226H237V225H234ZM240 226V225H239ZM239 226H237V227H239ZM250 226H252V225H250ZM263 226V225H262ZM191 227V226H190ZM211 227V226H210ZM254 227H255V225H254ZM186 228V227H185ZM188 228V227H187ZM185 229V231L186 230H188V229ZM226 228H228V227H225V228H223V229H226ZM234 228V227H233ZM240 228V227H239ZM245 228V227H244ZM251 228V227H250ZM261 227L259 226H257L256 225V227L255 228H253L254 229V231L256 232V234H257V237L260 239L261 237H262V232H261V229H260ZM136 229V230H137ZM246 229V228H245ZM253 229L251 230V232H254L253 231ZM235 230H237V229H235ZM240 230V229H239ZM29 231V230H28ZM138 231H136V232H138ZM214 231H215V229H214ZM232 231V230H231ZM155 232H153L154 234H156ZM219 232V231H218ZM235 232V231H234ZM233 232V233H234ZM238 232V235L240 234L239 233V231H237ZM255 232L254 233H252V234H254V236H255ZM134 233V232H133ZM145 233V234H144ZM227 233H230V232H227ZM250 233V232H249ZM138 234V233H137ZM153 234V235H154ZM169 234V235H168ZM188 234V233H187ZM230 234H232V233H230ZM245 234V233H244ZM140 235V234H139ZM142 235V236H143ZM151 236H153L152 234H150ZM149 235V236H150ZM224 235V234H223ZM233 235V234H232ZM242 235H243V233H242ZM143 236V237H144ZM209 236V235H208ZM212 236V235H211ZM230 236V235H229ZM245 236H246V234H245ZM245 236H243V237H245ZM140 237H141V235H140ZM179 237V236H178ZM235 237V236H234ZM239 237V236H238ZM247 237H248V235H247ZM156 237H155V235H154V237L152 238V237H150V239H153L154 240V242H156V239H155ZM182 238V237H181ZM184 238V237H183ZM227 238H228V236H227ZM239 238H242V237H239ZM246 238V237H245ZM251 238H254V237H252L251 236ZM251 238H248V239H251ZM144 239H145V237H144ZM143 239V240H144ZM148 239H149V237H148ZM147 240V241H143V242H141V244H143L144 243V246H145V252H152L150 249H156V248H151L152 246H151V244H153L154 242L152 241V240ZM165 239H166V241L168 240L166 237H165ZM164 239V240H165ZM188 239V238H187ZM203 239V238H202ZM211 239H212V237H211ZM229 239V238H228ZM235 239V238H234ZM227 240V239H226ZM236 240H238L237 238H236ZM244 240V239H243ZM257 239H255V241H256ZM262 240V239H261ZM141 241H142V237H141ZM152 241V242H151ZM199 241V240H198ZM231 241H233V240H231ZM246 241V240H245ZM249 241V240H248ZM247 241V242H248ZM254 241V242H255ZM150 242H151V244H150ZM189 242V241H188ZM194 242V241H193ZM235 242V241H234ZM239 242H240V240H239ZM246 242V243H247ZM251 242H253V241H251ZM256 242H258V241H256ZM172 243V242H171ZM207 243V242H206ZM241 243V242H240ZM249 243V242H248ZM248 243L246 244V245H248ZM261 243V242H260ZM170 244V243H169ZM185 244V243H184ZM259 243H257L256 245L257 246H259L258 245ZM173 245V244H172ZM191 245V244H190ZM199 245V244H198ZM204 245V244H203ZM212 245V244H211ZM260 245H262V244H260ZM193 246H195V245H193ZM200 246V245H199ZM202 246V245H201ZM244 246H245V244H244ZM253 246V245H252ZM142 248V247H141ZM242 248H244V247H242ZM255 248H257V247H254V249ZM264 248V247H263ZM144 249H142V250H144ZM173 249V248H172ZM190 249H192V248H190ZM250 249V248H249ZM253 249V248H252ZM261 249V248H260ZM193 250V249H192ZM230 250V249H229ZM237 250V249H236ZM258 250V249H257ZM262 250V249H261ZM185 251H186V249H185ZM245 251H246V249H245ZM249 251V250H248ZM259 251V250H258ZM188 252V251H187ZM190 252V251H189ZM193 252H194V250H193ZM238 252H240L239 250H238ZM153 253H155L154 251L152 252V254ZM186 253V252H185ZM201 254H202V252H200ZM245 253V252H244ZM251 253H253V252H251ZM264 252H262V254H263ZM149 254V253H148ZM180 254V253H179ZM209 254V253H208ZM235 254V253H234ZM239 254V253H238ZM254 254V253H253ZM257 254V253H256ZM169 255V254H168ZM199 255V254H198ZM211 255V254H210ZM233 255V254H232ZM244 255V254H243ZM246 255V254H245ZM260 255H261V253H260ZM152 256V255H151ZM153 256H154V254H153ZM185 256V255H184ZM183 256V257H184ZM192 256V255H191ZM204 256V255H203ZM258 256V255H257ZM256 256V257H257ZM155 257V256H154ZM157 257V256H156ZM159 257V256H158ZM206 257H207V255H206ZM233 257V256H232ZM249 257V256H248ZM161 258V257H160ZM164 258V257H163ZM169 258H170V256H169ZM186 258V257H185ZM238 258H239V255H238ZM241 258V257H240ZM146 259V258H145ZM156 259V258H155ZM184 259V258H183ZM190 259H191V257H190ZM209 259H211V258H209ZM244 259V258H243ZM249 259V258H248ZM146 260H148V259H146ZM216 260V259H215ZM252 260V259H251ZM161 261H163V260H161ZM168 261V260H167ZM185 261H186V259H185ZM189 261V260H188ZM253 261V260H252ZM255 261V260H254ZM260 261V260H259ZM150 262V261H149ZM164 262H166V261H164ZM215 262V261H214ZM249 262V261H248ZM257 262V261H256ZM147 263V262H146ZM151 263V262H150ZM155 263H157V262H155ZM154 263V264H155ZM224 263H226V262H224ZM260 263H262V262H260ZM45 264V263H44ZM164 264V263H163ZM169 264H172V262H171V260L169 259ZM190 264V263H189ZM191 264H192V262H191ZM203 264V263H202ZM228 264V263H227ZM264 264V263H263Z\"/></svg>",
    "mask_w": 264,
    "mask_h": 264
}]
</instances>
